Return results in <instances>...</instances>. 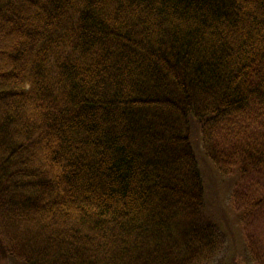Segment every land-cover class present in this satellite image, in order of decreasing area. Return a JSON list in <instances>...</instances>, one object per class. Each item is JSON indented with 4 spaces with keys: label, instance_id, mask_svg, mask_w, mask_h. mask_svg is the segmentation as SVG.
<instances>
[{
    "label": "trees",
    "instance_id": "1",
    "mask_svg": "<svg viewBox=\"0 0 264 264\" xmlns=\"http://www.w3.org/2000/svg\"><path fill=\"white\" fill-rule=\"evenodd\" d=\"M261 175L264 0H0V264H264Z\"/></svg>",
    "mask_w": 264,
    "mask_h": 264
},
{
    "label": "rangeland",
    "instance_id": "2",
    "mask_svg": "<svg viewBox=\"0 0 264 264\" xmlns=\"http://www.w3.org/2000/svg\"><path fill=\"white\" fill-rule=\"evenodd\" d=\"M194 152L197 167L202 178L207 215L218 223L220 229L221 223H224L228 230L232 231L234 238L232 243L230 244L231 249H228L226 251V254L230 257V259L242 258L245 248V241L242 235H246V232H243V234L241 235L238 228L239 225L236 224L233 217L234 213L231 209V195L235 188V181H233L234 177H221L215 171L212 164L206 160L207 158L203 155V153L200 157V153L198 152V150L195 149ZM254 180L258 183L257 185L264 193V175L258 176ZM259 218H262L259 221L261 224L252 226L251 230L255 231L256 226H258L256 234L258 235L259 232L262 234L263 241L261 240V244L264 245V211L260 214ZM259 226L261 227L260 231ZM224 231L227 233L226 228H224ZM226 254L223 253L221 257L228 259L226 257ZM262 257L264 260V252ZM244 264L247 263L244 262Z\"/></svg>",
    "mask_w": 264,
    "mask_h": 264
}]
</instances>
